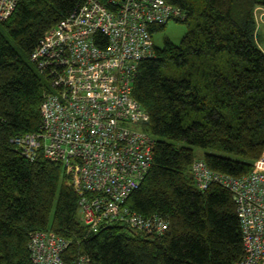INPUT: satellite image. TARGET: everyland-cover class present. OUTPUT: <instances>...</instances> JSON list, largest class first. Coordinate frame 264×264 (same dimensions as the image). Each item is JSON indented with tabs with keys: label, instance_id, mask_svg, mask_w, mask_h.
<instances>
[{
	"label": "trees",
	"instance_id": "trees-1",
	"mask_svg": "<svg viewBox=\"0 0 264 264\" xmlns=\"http://www.w3.org/2000/svg\"><path fill=\"white\" fill-rule=\"evenodd\" d=\"M80 1L19 0L0 21V264H35L28 242L38 229L70 240L68 260L89 253L101 264H235L245 254L236 201L219 182L197 185L191 145L212 149L199 157L233 175L250 172L262 156L264 50L255 11L264 0H174L187 8V31L179 42L155 43L156 54L139 62L133 95L150 114L154 158L126 204L165 216L161 235L121 222L90 230L62 163L42 152L29 158L11 140L39 128L52 88L31 52ZM171 19L180 20L153 32Z\"/></svg>",
	"mask_w": 264,
	"mask_h": 264
},
{
	"label": "built area",
	"instance_id": "built-area-1",
	"mask_svg": "<svg viewBox=\"0 0 264 264\" xmlns=\"http://www.w3.org/2000/svg\"><path fill=\"white\" fill-rule=\"evenodd\" d=\"M19 0H0V21ZM187 8L174 0H81L74 11L40 38L31 52L52 88L41 102V123L14 135L15 148L29 158L42 152L60 161L79 195V212L92 231L121 222L151 234H164L168 219L145 215L126 204L154 158L150 114L133 95L139 62L156 54L153 27L185 19ZM201 188L213 181L229 188L240 216L245 254L235 264H264V152L243 175L192 163ZM70 240L38 229L29 237L35 264H101L89 253L67 259Z\"/></svg>",
	"mask_w": 264,
	"mask_h": 264
},
{
	"label": "rangeland",
	"instance_id": "rangeland-1",
	"mask_svg": "<svg viewBox=\"0 0 264 264\" xmlns=\"http://www.w3.org/2000/svg\"><path fill=\"white\" fill-rule=\"evenodd\" d=\"M258 8L255 11V17L257 21L256 39L258 44L264 50V16H262V10ZM187 29L188 25L186 22L182 20L171 19L162 28L154 32V42L156 43V45L162 46L167 37L175 42H179ZM15 45L18 50L21 51V47L17 43H15ZM191 146L194 148L197 157L203 156L206 151L212 150L210 148H205L199 145L192 144Z\"/></svg>",
	"mask_w": 264,
	"mask_h": 264
},
{
	"label": "crops",
	"instance_id": "crops-1",
	"mask_svg": "<svg viewBox=\"0 0 264 264\" xmlns=\"http://www.w3.org/2000/svg\"><path fill=\"white\" fill-rule=\"evenodd\" d=\"M258 9H261L262 10V16H264V8L263 7H260Z\"/></svg>",
	"mask_w": 264,
	"mask_h": 264
}]
</instances>
